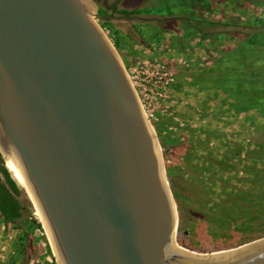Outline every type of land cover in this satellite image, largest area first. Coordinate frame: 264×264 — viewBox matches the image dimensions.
<instances>
[{"label": "water", "instance_id": "obj_1", "mask_svg": "<svg viewBox=\"0 0 264 264\" xmlns=\"http://www.w3.org/2000/svg\"><path fill=\"white\" fill-rule=\"evenodd\" d=\"M91 15L89 0H0V158L15 151L62 264H264V235L166 251L157 141Z\"/></svg>", "mask_w": 264, "mask_h": 264}, {"label": "rangeland", "instance_id": "obj_2", "mask_svg": "<svg viewBox=\"0 0 264 264\" xmlns=\"http://www.w3.org/2000/svg\"><path fill=\"white\" fill-rule=\"evenodd\" d=\"M89 1L91 20L118 57L154 132L177 212L176 243L190 251L211 253L261 237L212 226L210 229L199 213L209 210V204L202 207L206 201H219L231 191L245 193V187L254 179L246 167L264 163V125H260L256 113L232 111L221 93L190 85L192 75L209 62L197 46L196 34L176 31L184 25L178 19L181 13H160V0ZM225 10L228 17H235L230 8ZM205 16L220 21L216 12ZM216 28L208 25L204 30L213 32ZM154 58L175 78L164 85L165 97L158 101L151 100V91L144 95L134 83L138 65ZM237 147H243L239 153ZM18 188L22 216L17 221L19 228L0 220V264H56L35 207L25 190ZM25 221L34 226L22 247L20 226Z\"/></svg>", "mask_w": 264, "mask_h": 264}, {"label": "trees", "instance_id": "obj_3", "mask_svg": "<svg viewBox=\"0 0 264 264\" xmlns=\"http://www.w3.org/2000/svg\"><path fill=\"white\" fill-rule=\"evenodd\" d=\"M160 2L161 7L163 6L160 13H181L178 19L184 25L176 31L186 35L196 34L199 37L197 46L209 62L201 72L192 75L190 85H198L201 90L215 94L221 93L232 111H252L256 113L260 125H264V0ZM227 8L235 13L233 19L224 13ZM214 12L219 14L217 20L220 21H212L205 16L206 13ZM208 25L217 28L213 32H206L204 27ZM242 148L237 147V152ZM246 169L254 179L245 187V193L231 191L219 201H206L202 204V207L209 204L208 211L201 210L199 213L201 220L206 221L210 229L212 226L214 229L223 228L248 235H264V163L260 167L248 165ZM19 194L16 182L10 177L0 158V220L16 228H19L17 221L22 216ZM173 197L176 199L177 194L173 193ZM33 226L29 221L20 226L19 243L22 247H25L26 236ZM219 236L223 234L220 233Z\"/></svg>", "mask_w": 264, "mask_h": 264}, {"label": "bare ground", "instance_id": "obj_4", "mask_svg": "<svg viewBox=\"0 0 264 264\" xmlns=\"http://www.w3.org/2000/svg\"><path fill=\"white\" fill-rule=\"evenodd\" d=\"M155 151L157 154H159V148L158 145L155 143ZM4 157V161H5V167L8 170V172L10 173L11 177L13 178V180L16 182V184L22 188L23 190H25V192L27 193V195L29 196V199L32 201L35 210H36V214L39 218V220L42 222L43 227L45 229V233L46 236L48 238V241L50 243L51 249L53 251V254L55 255L56 259H57V263L58 264H62L60 257H59V253L57 251L52 233L50 231L48 222L46 221V218L43 214L42 209L40 208V205L37 202V199L33 193V191L30 188V185L24 175V172L22 170L21 164L18 160V157L15 153V151L11 148L8 147V152L3 154ZM177 247V243L175 241V233L172 232L170 238L168 239V243L166 246V251L175 249Z\"/></svg>", "mask_w": 264, "mask_h": 264}, {"label": "built area", "instance_id": "obj_5", "mask_svg": "<svg viewBox=\"0 0 264 264\" xmlns=\"http://www.w3.org/2000/svg\"><path fill=\"white\" fill-rule=\"evenodd\" d=\"M138 67L137 73L134 76V83L141 89L143 94L147 95L148 91H151L154 96L151 100L154 101L165 97L162 89L164 85L174 82L173 73L167 70L157 58H154L150 62H142Z\"/></svg>", "mask_w": 264, "mask_h": 264}]
</instances>
